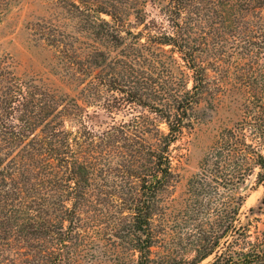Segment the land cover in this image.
Returning a JSON list of instances; mask_svg holds the SVG:
<instances>
[{
    "label": "rangeland",
    "instance_id": "rangeland-1",
    "mask_svg": "<svg viewBox=\"0 0 264 264\" xmlns=\"http://www.w3.org/2000/svg\"><path fill=\"white\" fill-rule=\"evenodd\" d=\"M0 264H264V0H0Z\"/></svg>",
    "mask_w": 264,
    "mask_h": 264
},
{
    "label": "trees",
    "instance_id": "trees-1",
    "mask_svg": "<svg viewBox=\"0 0 264 264\" xmlns=\"http://www.w3.org/2000/svg\"><path fill=\"white\" fill-rule=\"evenodd\" d=\"M172 130H174V129H172ZM159 160L161 161V158ZM162 171L165 172V173H168L167 167H166L165 170H162ZM136 210H137V212H136L137 215L135 217H136L137 222H136V226L134 228H135L136 231H139L140 232V231H143V227L145 225H147V221H148V218H149L148 217L149 214L147 212V209L146 210H143L141 207H138ZM149 246L150 245L145 240L144 244L141 247H139V252H140V256H141L140 258H141V260L144 258L143 257L144 256V251H148L147 249H148Z\"/></svg>",
    "mask_w": 264,
    "mask_h": 264
}]
</instances>
